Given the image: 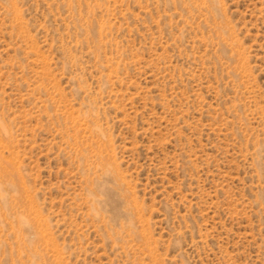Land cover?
Returning <instances> with one entry per match:
<instances>
[{
  "label": "rangeland",
  "instance_id": "374dc122",
  "mask_svg": "<svg viewBox=\"0 0 264 264\" xmlns=\"http://www.w3.org/2000/svg\"><path fill=\"white\" fill-rule=\"evenodd\" d=\"M0 264H264V0H0Z\"/></svg>",
  "mask_w": 264,
  "mask_h": 264
}]
</instances>
